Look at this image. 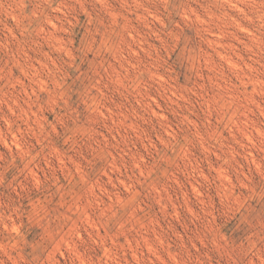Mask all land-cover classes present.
I'll return each mask as SVG.
<instances>
[{
    "label": "rangeland",
    "instance_id": "1",
    "mask_svg": "<svg viewBox=\"0 0 264 264\" xmlns=\"http://www.w3.org/2000/svg\"><path fill=\"white\" fill-rule=\"evenodd\" d=\"M0 264H264V0H0Z\"/></svg>",
    "mask_w": 264,
    "mask_h": 264
},
{
    "label": "bare ground",
    "instance_id": "2",
    "mask_svg": "<svg viewBox=\"0 0 264 264\" xmlns=\"http://www.w3.org/2000/svg\"><path fill=\"white\" fill-rule=\"evenodd\" d=\"M219 44H220V42H219ZM222 54V53H221ZM223 55V54H222ZM222 57V56H221ZM225 58H226V56H225ZM230 61V60H229Z\"/></svg>",
    "mask_w": 264,
    "mask_h": 264
}]
</instances>
